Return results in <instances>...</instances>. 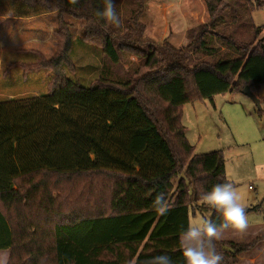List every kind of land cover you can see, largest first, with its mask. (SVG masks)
Wrapping results in <instances>:
<instances>
[{"label": "trees", "instance_id": "obj_1", "mask_svg": "<svg viewBox=\"0 0 264 264\" xmlns=\"http://www.w3.org/2000/svg\"><path fill=\"white\" fill-rule=\"evenodd\" d=\"M145 1L115 0L122 20L115 28L95 15L103 0H0V17L59 14L56 54L28 51L33 61L9 62L1 74L0 90H20L1 82L16 69L24 78L47 73L46 92L0 95V250L10 251L7 264H149L162 253L184 264L179 235L190 214L202 210L223 222L201 199L213 185L231 183L223 153H194L184 108L246 86L259 91L264 30L252 14L264 3L203 0L207 19L175 48L145 36ZM66 18L101 55V71L87 86L70 79L77 67ZM129 57L140 63L125 70ZM257 113L264 117L263 109ZM91 174L107 176L82 178ZM160 192L169 202L165 215L153 206ZM81 200L93 202L91 212ZM263 241H219L217 248L223 264H238Z\"/></svg>", "mask_w": 264, "mask_h": 264}, {"label": "rangeland", "instance_id": "obj_2", "mask_svg": "<svg viewBox=\"0 0 264 264\" xmlns=\"http://www.w3.org/2000/svg\"><path fill=\"white\" fill-rule=\"evenodd\" d=\"M253 1L260 5L264 3V0ZM140 9L141 21L146 26L145 36L156 45L167 42L175 48L184 46L187 31L203 23L208 16L203 0H146ZM58 17V13L28 19H15L11 14L0 17V60L3 61L0 76L9 61H33L36 56L28 51L40 52L46 59L56 54ZM252 17L255 25L264 30V7L254 11ZM66 20L72 27V58L77 67V73L70 75V79L87 86L101 71V55L97 49L83 42L80 24L69 18ZM128 59L130 63L123 65L125 70L131 63L135 67L140 63L136 57ZM43 74L47 73L28 74L24 78L23 72L16 69L1 84L8 88L17 84L22 87L20 90H0V95L46 92ZM257 93V97L262 98L261 109L264 110V84ZM258 109L241 92L218 95L212 101L188 104L183 114V125L187 129L189 143L194 146V153L222 151L228 181L234 185L247 209L256 207L254 211H247L249 227L246 232L237 233L228 229L224 233L225 239L241 243H248L264 233V229H260L264 226V117L258 115ZM100 176L107 175L91 174L82 178ZM65 180L69 182L70 177L66 176ZM74 189L73 194L79 191H76V187ZM78 204H84V209L88 211L94 208L92 201L86 203L81 200ZM99 206L101 204L98 202ZM208 217L209 213L202 210L195 215L190 214L191 222ZM1 262L0 257V264L4 263Z\"/></svg>", "mask_w": 264, "mask_h": 264}, {"label": "clouds", "instance_id": "obj_3", "mask_svg": "<svg viewBox=\"0 0 264 264\" xmlns=\"http://www.w3.org/2000/svg\"><path fill=\"white\" fill-rule=\"evenodd\" d=\"M79 0H70L75 5ZM95 15L115 28H120L122 20L116 10L115 0H103L102 10ZM202 201L219 212L223 218L220 224L211 219L200 218L188 224L179 235L180 251L184 264H223L224 254L217 248V242L224 238V233L232 229L244 233L249 227L246 206L232 183H217L203 193ZM155 210L160 215L169 211V202L162 192L157 193L153 201ZM149 264H175L168 254H159L148 260Z\"/></svg>", "mask_w": 264, "mask_h": 264}, {"label": "crops", "instance_id": "obj_4", "mask_svg": "<svg viewBox=\"0 0 264 264\" xmlns=\"http://www.w3.org/2000/svg\"><path fill=\"white\" fill-rule=\"evenodd\" d=\"M15 19H18V18H15ZM2 62L3 61L1 59L0 60V65L2 64ZM0 80H1V76H0ZM255 94L258 96V93H255ZM260 99H262V98H260ZM248 209H250V208H248ZM195 214H197V212ZM190 222H191V220H190V217H189V223ZM260 229H264V226L261 227ZM262 235H264V233H261V234L257 235L256 237L262 236ZM221 241L232 242V243H241V242H238V241H233L231 239H225V238H223ZM9 255H10V251L9 250H0V257L2 258V262H4L3 264L7 263L8 259H9ZM245 262H247L249 264H264V241L261 242L259 245H257L250 252L242 254V255L239 256V263L238 264H243Z\"/></svg>", "mask_w": 264, "mask_h": 264}, {"label": "water", "instance_id": "obj_5", "mask_svg": "<svg viewBox=\"0 0 264 264\" xmlns=\"http://www.w3.org/2000/svg\"><path fill=\"white\" fill-rule=\"evenodd\" d=\"M242 93L244 95H246L247 97H249L255 104L256 106L260 109L261 108V101L260 99L257 97V95L255 93H253L250 89L249 86H246L243 88ZM224 250L233 252L234 250L229 248V247H223Z\"/></svg>", "mask_w": 264, "mask_h": 264}]
</instances>
